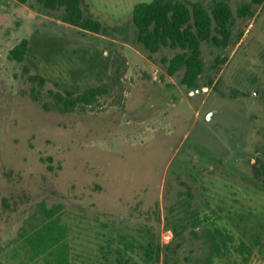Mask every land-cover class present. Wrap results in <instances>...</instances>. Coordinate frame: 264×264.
I'll return each instance as SVG.
<instances>
[{"label": "rangeland", "instance_id": "obj_1", "mask_svg": "<svg viewBox=\"0 0 264 264\" xmlns=\"http://www.w3.org/2000/svg\"><path fill=\"white\" fill-rule=\"evenodd\" d=\"M150 1L84 0L107 29L98 33L36 0H0V264H48L58 231L73 264H154L126 253L148 231L163 245L183 239L161 264H264V183L255 176L264 159V3L237 15L227 48L203 44L201 82L213 83L190 90L183 70H167L177 50L152 53L136 40L134 7ZM229 2L237 14L251 0ZM24 38L31 50L21 63L10 51ZM92 86L107 92L57 108L54 93ZM54 206L60 216L48 230ZM180 223L183 238L173 240ZM218 228L232 236L227 246ZM117 237L121 263L107 254Z\"/></svg>", "mask_w": 264, "mask_h": 264}, {"label": "trees", "instance_id": "obj_2", "mask_svg": "<svg viewBox=\"0 0 264 264\" xmlns=\"http://www.w3.org/2000/svg\"><path fill=\"white\" fill-rule=\"evenodd\" d=\"M19 1L27 3L29 0ZM36 2L47 10H61L60 18L68 24L98 33L107 31L100 20L86 13L84 0H36ZM263 3L264 0H251V2L242 3L236 14L229 0H214L210 5H206L201 1L191 2L186 0L140 2L135 5L132 15L136 27V40L152 53H156L162 48L177 50L176 54L168 60L167 70L170 75H176L183 70V83L190 90L210 86L213 83L212 79L207 83L201 82V77L205 74L207 68L203 57V44L208 42L220 48H227L233 39L237 15L239 17H252L255 13V5ZM30 50V39L24 38L11 49L10 57L23 63ZM24 69L29 72V67L26 64ZM29 78L32 81L42 83L45 81L39 74H30ZM106 92L107 88L104 86H92L78 94L67 91V94L56 92L54 95L57 108L62 112H68L78 104L93 102ZM33 96L35 99H39L37 95ZM255 176L264 183V159H259ZM60 210V206L45 210V218L49 220V222H46L45 227L48 230L49 228L50 230L54 229L56 224L54 219L55 216H60ZM186 226L183 223L174 226L173 240L183 238ZM53 235L51 244L47 245L44 250L51 257L48 264H73V258L75 260L77 255L73 257L72 251L67 250L69 246L65 241L66 235L64 236L59 231ZM213 236L220 239L225 246L232 240V236L224 233L219 228L215 230ZM38 239H42V236ZM110 240L107 254L114 252L117 262L121 263V257L125 249L120 243L124 241V237L117 239L120 241L119 244H114L115 238ZM182 240L180 239L175 246H173V241L163 245L155 234L148 231L141 240L139 239L137 245L131 248L126 246V253L129 249L132 251L138 250L146 262L161 264L163 251L172 248L174 252H177L182 245ZM64 249L68 252L67 255L61 253ZM217 249L219 252L220 247L218 246Z\"/></svg>", "mask_w": 264, "mask_h": 264}, {"label": "water", "instance_id": "obj_3", "mask_svg": "<svg viewBox=\"0 0 264 264\" xmlns=\"http://www.w3.org/2000/svg\"><path fill=\"white\" fill-rule=\"evenodd\" d=\"M209 118H210V115H209Z\"/></svg>", "mask_w": 264, "mask_h": 264}]
</instances>
